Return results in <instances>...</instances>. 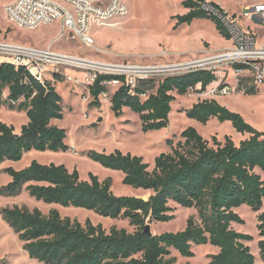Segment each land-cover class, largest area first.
<instances>
[{"label": "trees", "instance_id": "16d2710c", "mask_svg": "<svg viewBox=\"0 0 264 264\" xmlns=\"http://www.w3.org/2000/svg\"><path fill=\"white\" fill-rule=\"evenodd\" d=\"M180 3L187 12L171 17L175 21L173 29L195 20L209 21L222 39L229 40L220 21L202 9L205 0ZM208 4L223 12L216 4ZM60 81L55 76L52 81L45 78L40 83L24 68L16 69L0 59V108L23 112L27 118L18 133L13 126L0 122V164L19 162L31 151L69 150L65 130L51 125V121L63 118L62 99L54 86ZM111 81L121 83L110 97L112 114L119 117L124 109H129L138 117L141 131L148 133L168 127L171 105L177 96L191 91L202 95L217 82V76L212 70L198 69L161 80H138L131 89L122 76L98 74L88 87L92 98L89 107H100L99 97L107 91L102 83ZM237 90L244 95L256 93L254 86L245 88L242 80L238 81ZM185 116L202 125L212 119L228 122L237 134L247 137L238 144L229 136L222 142L215 136L209 141L188 127L180 133L181 140L166 141L170 152L155 157L152 168L141 157L119 150L110 154L88 151L85 155L104 169L120 172L122 185L151 192L146 200L116 196L109 179L99 181L97 176L88 174V180H81L77 170L69 172L64 165L32 161L21 170L5 168L3 172L10 182L0 189L1 194L15 196L25 191L45 205L81 209L109 220H126L134 229L132 233L116 228L106 232L89 220L81 225L61 218L56 210L43 215L38 209L24 206L2 209L3 219L17 234L28 256L43 264H178L171 257L172 250L188 259L194 257L192 246L208 245L218 252L209 257L207 264H264V132L215 99L192 104ZM169 203L195 210L196 218L189 217L179 232L144 234L148 223H169L174 219ZM242 206L256 213L259 263L246 245L253 241L252 236L231 227L243 223L234 212Z\"/></svg>", "mask_w": 264, "mask_h": 264}, {"label": "rangeland", "instance_id": "374dc122", "mask_svg": "<svg viewBox=\"0 0 264 264\" xmlns=\"http://www.w3.org/2000/svg\"><path fill=\"white\" fill-rule=\"evenodd\" d=\"M123 1L128 8V15L116 18L102 27L91 26L89 36L94 42V48L88 49L75 42H66L64 39L57 40L61 31L59 21L41 25L33 30H25L12 25L4 14V7L12 0H0V43L38 49L50 46L53 52L60 55L125 66L179 65L217 55L230 46V41L222 40L210 22L198 23L207 21H194L190 25L181 26L180 29H173L172 25L175 21L171 17L184 14L180 0ZM205 1L216 4L225 14L232 16L243 26L246 22L241 18V14L246 6L257 0ZM172 31L176 32L172 33ZM256 34H260L258 28ZM187 52L192 53L184 54ZM3 58L8 59V57L0 55V59ZM215 66L213 70L217 76L215 87H219L226 81L231 88V93L226 96H211L208 93L215 88L211 87L202 95L191 91L185 96H177L171 105L168 127L148 133L141 131L138 117L129 109H124L119 117L114 116L110 111V97L119 85L107 86L106 95L99 97L100 107L95 108L88 106L92 102L87 81L88 75L93 73L90 69L84 68L85 66L68 65L59 66L56 71L46 73L47 80L52 81L55 76L61 80L59 83L54 82V86L62 99L63 118L51 121V125L65 130V144L69 150L65 153L31 151L26 153L19 162L6 161L0 164V189L10 182V177L3 172L5 168L21 170L28 167L32 161H36L43 165H64L69 172L77 170L81 180H88V174L97 176L99 181L109 179L114 195L132 196L146 200L151 192L135 190L122 185L123 176L120 172L102 168L99 164L86 158V153L95 151L110 154L119 150L124 154L130 153L141 157L152 168L155 157L170 152L166 141L172 140L173 143H176L181 140L180 133L188 127L196 129L203 138L209 141L211 137L215 136L218 141L222 142L225 136H229L235 144H238L239 141L247 137L237 134L228 122L219 123L212 119L206 125H202L186 118L185 110L203 99H217L218 101H216L220 105L240 114L246 123L256 130L264 132V85L255 87L254 95H244L243 92L237 90V83L242 80L245 88L250 87V80L247 76L236 77L232 68L224 64ZM188 70L191 68H178L173 71L149 74L148 78L161 80L166 76L182 74ZM96 73L99 74L100 71ZM142 99L144 98L142 97ZM0 122L13 126L15 132L18 133L21 126L27 123V118L23 112L10 111L2 107L0 108ZM14 206H24L29 210L38 209L43 215H47L51 210H56L61 218H69L81 225L89 220L93 225H101L106 232L111 228L124 229L128 233L134 231L126 220H109L81 209L45 205L31 198L25 191L15 196L0 193V261H4L6 264H43L28 256L17 234L3 219L2 209ZM169 206L172 208L171 214L174 219L169 223H148L151 234L160 235L165 232L182 231L189 217L196 218V211L193 209L180 208L173 203H169ZM234 212L243 223L232 224L231 227L236 232L252 236L253 241L246 245L250 247L251 253L259 263L256 213L246 206H242ZM192 251L193 258H182L173 250L171 257H174L178 264H207L209 257L218 252L216 248L208 245L192 246Z\"/></svg>", "mask_w": 264, "mask_h": 264}, {"label": "built area", "instance_id": "2783aa9c", "mask_svg": "<svg viewBox=\"0 0 264 264\" xmlns=\"http://www.w3.org/2000/svg\"><path fill=\"white\" fill-rule=\"evenodd\" d=\"M201 7L220 21L229 36L230 46L222 53L179 64L178 68H191L187 72L198 69L213 71L215 65L224 64L232 68L236 77L247 76L251 86L264 85V0H257L245 7L241 14V18L246 22L243 26L232 16L212 8L208 2ZM4 14L12 25L25 30H33L41 25L59 21L61 31L57 40L64 39L66 42H75L85 48L93 49L94 42L89 36L91 26L102 27L116 18L125 17L128 15V8L123 0H12L4 7ZM257 28L260 30L259 35L256 34ZM0 55L8 57L3 59L16 69L24 68L40 83L45 80L46 73L56 71L59 66L75 65L65 61L71 57L53 52L50 46L38 49L0 43ZM101 65L107 66V64ZM114 66L128 67L122 64H114ZM237 66L240 67L236 68ZM156 67L132 65L130 70L114 72L117 74L88 68L93 72L87 77L88 87L98 75L96 72L100 71L99 74L124 77V84L133 89L138 80L148 79L149 74L163 73L155 72ZM112 84L121 86L119 81L102 83L106 88ZM106 93L107 91L101 95L105 96ZM230 93L231 88L223 85L213 88L208 94L226 96Z\"/></svg>", "mask_w": 264, "mask_h": 264}, {"label": "bare ground", "instance_id": "6f19581e", "mask_svg": "<svg viewBox=\"0 0 264 264\" xmlns=\"http://www.w3.org/2000/svg\"><path fill=\"white\" fill-rule=\"evenodd\" d=\"M67 62H70L72 64L75 65H79V66H85L87 68H91L94 70H103V71H107V72H123V71H127L130 70L132 68H130V65L126 68H121V67H117L114 66V64H107V66H103L101 64H106V63H101V62H96V61H90V60H81L78 58H69V60H65ZM179 66L178 65H172V66H157L155 69V72H166V71H173L176 70ZM137 69V68H134ZM170 115V114H169Z\"/></svg>", "mask_w": 264, "mask_h": 264}, {"label": "crops", "instance_id": "0c3cea01", "mask_svg": "<svg viewBox=\"0 0 264 264\" xmlns=\"http://www.w3.org/2000/svg\"><path fill=\"white\" fill-rule=\"evenodd\" d=\"M180 2H181V0H180ZM183 12H184V14L187 12L186 10H183ZM196 22H198V21H200V20H195ZM194 22V21H193ZM192 22V23H193ZM198 23H209V21H207V22H198ZM212 24V23H211ZM175 25V22H174V24L172 25V27ZM213 25V24H212ZM181 26H183V25H181ZM181 26H179V27H177L176 28V30L177 29H180L181 28ZM214 27V26H213ZM174 32H176V31H172V33H174ZM221 38V37H220ZM223 40V39H222ZM184 44H186V43H184ZM200 51V50H199ZM183 52H185V51H183ZM188 53H192V52H187V53H184V54H188ZM184 54H180V55H184ZM215 85H216V82L215 83H213L211 86H209L208 88H211V87H215ZM224 85H227V82L225 81L224 82ZM215 100H217V99H215ZM218 101V100H217ZM217 249V248H216ZM218 250V249H217Z\"/></svg>", "mask_w": 264, "mask_h": 264}, {"label": "water", "instance_id": "95a60500", "mask_svg": "<svg viewBox=\"0 0 264 264\" xmlns=\"http://www.w3.org/2000/svg\"><path fill=\"white\" fill-rule=\"evenodd\" d=\"M144 234L148 235V236H151V231H150V226L149 225H146L145 228H144Z\"/></svg>", "mask_w": 264, "mask_h": 264}]
</instances>
